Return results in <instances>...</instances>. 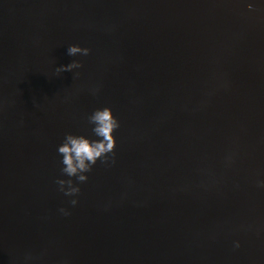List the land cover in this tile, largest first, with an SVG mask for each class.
Masks as SVG:
<instances>
[{
	"label": "water",
	"instance_id": "obj_1",
	"mask_svg": "<svg viewBox=\"0 0 264 264\" xmlns=\"http://www.w3.org/2000/svg\"><path fill=\"white\" fill-rule=\"evenodd\" d=\"M103 107L115 164L65 196ZM261 180L264 0H0V264H264Z\"/></svg>",
	"mask_w": 264,
	"mask_h": 264
},
{
	"label": "clouds",
	"instance_id": "obj_2",
	"mask_svg": "<svg viewBox=\"0 0 264 264\" xmlns=\"http://www.w3.org/2000/svg\"><path fill=\"white\" fill-rule=\"evenodd\" d=\"M247 7L250 11L254 10L251 3ZM90 52L91 49L81 47L78 44H71L67 47V53L72 57L77 55L86 57ZM82 67L81 61L73 60L67 65L57 67L55 72L57 74L73 72V70ZM74 76L78 77L79 72H75ZM91 91L95 95L99 89L95 88ZM87 120L89 125H92L91 132L97 139L66 133L63 142L57 148L58 155L62 157L61 174L69 177V179L58 178L55 182L58 185V190L68 197H76L80 194L79 185L88 181L89 177L86 174L93 170L97 161L106 167L115 164L117 141L114 133L121 126L119 119L113 114L111 107H103L95 109L87 117ZM227 162L231 163V157L228 158ZM72 178H75V181ZM257 186L264 188V180L258 181ZM77 203V199L70 200V204L73 206ZM60 211L65 212L64 209ZM65 214L67 213L65 212ZM234 247H240L238 241L234 243Z\"/></svg>",
	"mask_w": 264,
	"mask_h": 264
}]
</instances>
